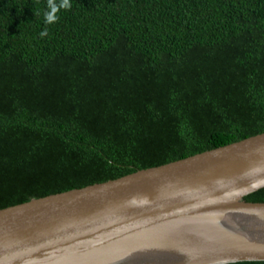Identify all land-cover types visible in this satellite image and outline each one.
Instances as JSON below:
<instances>
[{
    "label": "trees",
    "instance_id": "obj_1",
    "mask_svg": "<svg viewBox=\"0 0 264 264\" xmlns=\"http://www.w3.org/2000/svg\"><path fill=\"white\" fill-rule=\"evenodd\" d=\"M70 2L0 0V209L264 132V0Z\"/></svg>",
    "mask_w": 264,
    "mask_h": 264
},
{
    "label": "water",
    "instance_id": "obj_2",
    "mask_svg": "<svg viewBox=\"0 0 264 264\" xmlns=\"http://www.w3.org/2000/svg\"><path fill=\"white\" fill-rule=\"evenodd\" d=\"M264 132L0 209V264L264 261Z\"/></svg>",
    "mask_w": 264,
    "mask_h": 264
},
{
    "label": "clouds",
    "instance_id": "obj_3",
    "mask_svg": "<svg viewBox=\"0 0 264 264\" xmlns=\"http://www.w3.org/2000/svg\"><path fill=\"white\" fill-rule=\"evenodd\" d=\"M48 11L44 13V20L46 24H54L60 19L58 13L61 10H70L72 4L70 0H59L57 3L56 0H47ZM42 36L47 35V31L41 33Z\"/></svg>",
    "mask_w": 264,
    "mask_h": 264
}]
</instances>
